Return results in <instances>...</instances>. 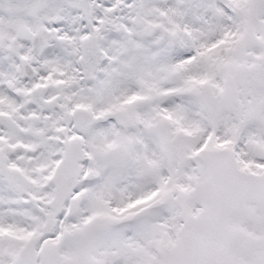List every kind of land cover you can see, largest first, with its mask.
Wrapping results in <instances>:
<instances>
[{
    "label": "snow or ice",
    "instance_id": "obj_1",
    "mask_svg": "<svg viewBox=\"0 0 264 264\" xmlns=\"http://www.w3.org/2000/svg\"><path fill=\"white\" fill-rule=\"evenodd\" d=\"M0 264H264V0H0Z\"/></svg>",
    "mask_w": 264,
    "mask_h": 264
}]
</instances>
